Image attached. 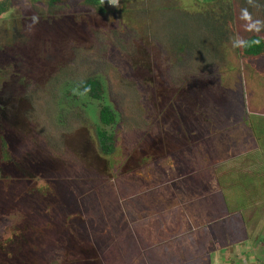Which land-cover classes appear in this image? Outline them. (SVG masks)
I'll return each instance as SVG.
<instances>
[{
    "label": "rangeland",
    "instance_id": "1",
    "mask_svg": "<svg viewBox=\"0 0 264 264\" xmlns=\"http://www.w3.org/2000/svg\"><path fill=\"white\" fill-rule=\"evenodd\" d=\"M5 15L0 264H264V0Z\"/></svg>",
    "mask_w": 264,
    "mask_h": 264
},
{
    "label": "trees",
    "instance_id": "2",
    "mask_svg": "<svg viewBox=\"0 0 264 264\" xmlns=\"http://www.w3.org/2000/svg\"><path fill=\"white\" fill-rule=\"evenodd\" d=\"M256 39H258V38L256 36H254V37H251L248 41H253ZM261 48H262L261 43H259V45L247 47V48H245V50L251 54H256V53H259L261 51ZM82 86H83L82 88L89 87L90 90L92 91L90 93V95H92L93 97H98V94H97L98 86L96 84L93 85V83L89 82V83H84ZM98 117L103 124H108V123L113 121V114L111 113L108 105L102 104L100 106L99 111H98ZM97 135H98V137H97L98 142L103 145L104 140L106 139L105 133H103V131L99 130V131H97Z\"/></svg>",
    "mask_w": 264,
    "mask_h": 264
},
{
    "label": "clouds",
    "instance_id": "3",
    "mask_svg": "<svg viewBox=\"0 0 264 264\" xmlns=\"http://www.w3.org/2000/svg\"><path fill=\"white\" fill-rule=\"evenodd\" d=\"M104 0H101V3H103ZM108 4L110 6H113L115 8H118L119 7V0H107ZM249 2L251 3V0H249ZM7 18V15H5L4 17H0V19H6ZM241 18L242 19H245L248 21V14H247V10H242V13H241ZM38 20L36 17H33V24L37 23ZM259 25L260 23L257 22ZM262 27H264V25H260ZM246 30H249V31H256L257 29L252 27L251 24H249L246 28ZM260 43V40L259 39H256V40H253V41H244L243 43H240L238 41H234V44L233 46L234 47H241V48H247V47H251V46H254V45H259Z\"/></svg>",
    "mask_w": 264,
    "mask_h": 264
}]
</instances>
